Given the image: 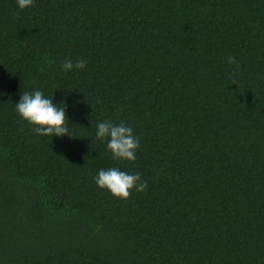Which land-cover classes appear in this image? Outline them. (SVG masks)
<instances>
[{
    "label": "trees",
    "instance_id": "trees-1",
    "mask_svg": "<svg viewBox=\"0 0 264 264\" xmlns=\"http://www.w3.org/2000/svg\"><path fill=\"white\" fill-rule=\"evenodd\" d=\"M35 90L73 137L18 115ZM0 264H264V0H0Z\"/></svg>",
    "mask_w": 264,
    "mask_h": 264
},
{
    "label": "clouds",
    "instance_id": "clouds-1",
    "mask_svg": "<svg viewBox=\"0 0 264 264\" xmlns=\"http://www.w3.org/2000/svg\"><path fill=\"white\" fill-rule=\"evenodd\" d=\"M17 3L18 7L23 10L32 6L34 0H17ZM86 63V60H77L75 64L71 60H65L62 68L66 72L73 69L80 70L86 67ZM227 63L235 64L237 62L234 57L229 56ZM66 107V104L59 107L53 103V99H49L41 90H35L31 93L24 92L19 102L15 104L18 115L34 125V130L38 135H69L73 137L67 126L69 120L65 111ZM95 135L100 140L108 138L107 149L111 152L113 159L129 161L136 159V151L140 147V141L134 136L130 126L123 123L114 125L109 121L100 122L97 124ZM94 180L101 189L109 190L114 197L120 199L129 198L132 189L141 192L148 186L147 181H141L139 173L129 174L115 167L107 170L100 169Z\"/></svg>",
    "mask_w": 264,
    "mask_h": 264
}]
</instances>
